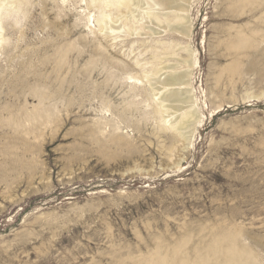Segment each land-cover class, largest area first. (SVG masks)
Here are the masks:
<instances>
[{
	"label": "rangeland",
	"instance_id": "1",
	"mask_svg": "<svg viewBox=\"0 0 264 264\" xmlns=\"http://www.w3.org/2000/svg\"><path fill=\"white\" fill-rule=\"evenodd\" d=\"M27 1L0 48V264H151L183 238L264 264V0H190L188 37L116 43L82 0ZM159 40L197 62L190 145L157 130L134 65Z\"/></svg>",
	"mask_w": 264,
	"mask_h": 264
},
{
	"label": "bare ground",
	"instance_id": "2",
	"mask_svg": "<svg viewBox=\"0 0 264 264\" xmlns=\"http://www.w3.org/2000/svg\"><path fill=\"white\" fill-rule=\"evenodd\" d=\"M259 1L250 2L258 4ZM62 2L65 3L66 0ZM189 2L190 0H82L89 11L88 24H93L94 29H97L103 38H111L114 43L121 34L128 37L139 36L143 35L142 31L145 29H148L151 35L174 32L188 37L192 27L187 14L186 4ZM27 3V0H0V48L9 41L6 36L7 29L18 26L19 16L24 12ZM93 9H97L98 13L95 19ZM151 26L163 29V32L154 30ZM155 45L158 46L150 48L153 54L151 62L142 63L139 59L134 62L136 67H142L144 78L151 88V97L155 103L151 115L159 121V132H170L174 138L190 145L195 137L196 127L200 124L191 86L192 70L197 62L193 52L187 48L189 58L176 59L177 64H170V58H180L178 52L185 50V47L173 41L166 43L163 40H159ZM63 58H59L58 67L62 66ZM129 80L143 85L139 76H130ZM187 240L189 239L183 238L173 245H159L149 261L151 264H207L202 256L197 255L196 250L188 248ZM222 255L213 264H259L250 260V257L237 254L236 247L229 250L227 248Z\"/></svg>",
	"mask_w": 264,
	"mask_h": 264
}]
</instances>
